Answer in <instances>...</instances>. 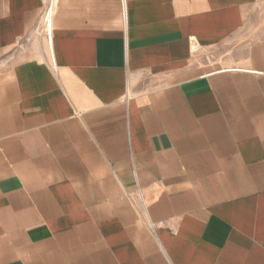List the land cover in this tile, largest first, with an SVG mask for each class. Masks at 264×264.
Wrapping results in <instances>:
<instances>
[{"label":"crops","instance_id":"0c3cea01","mask_svg":"<svg viewBox=\"0 0 264 264\" xmlns=\"http://www.w3.org/2000/svg\"><path fill=\"white\" fill-rule=\"evenodd\" d=\"M259 2L0 0V264H264Z\"/></svg>","mask_w":264,"mask_h":264},{"label":"rangeland","instance_id":"374dc122","mask_svg":"<svg viewBox=\"0 0 264 264\" xmlns=\"http://www.w3.org/2000/svg\"><path fill=\"white\" fill-rule=\"evenodd\" d=\"M256 13L254 17H251L250 19H247L246 24V31L244 38H252L251 35V28H262L264 27V0H260L258 5L256 6ZM241 39V38H240ZM231 42V41H230ZM228 44H224L223 47H217L215 50H213L209 56H205L204 54H201L198 49L195 54H193V59L196 60V64L198 66L204 65V64H212L213 66H218L219 68H236L237 66L232 65L231 60L229 59L232 55L231 48L234 45L232 42ZM229 59V60H228ZM228 60V61H227ZM135 197V196H134ZM135 204H139L140 200L139 197H135L131 200Z\"/></svg>","mask_w":264,"mask_h":264},{"label":"bare ground","instance_id":"6f19581e","mask_svg":"<svg viewBox=\"0 0 264 264\" xmlns=\"http://www.w3.org/2000/svg\"><path fill=\"white\" fill-rule=\"evenodd\" d=\"M53 4V3H52ZM52 6L47 8L46 12L43 15L42 18V26L46 29H50V23H51V14H52ZM50 32V31H49Z\"/></svg>","mask_w":264,"mask_h":264}]
</instances>
